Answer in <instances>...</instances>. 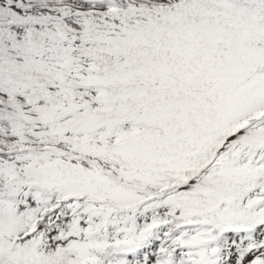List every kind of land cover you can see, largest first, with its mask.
<instances>
[{
  "label": "snow or ice",
  "instance_id": "obj_1",
  "mask_svg": "<svg viewBox=\"0 0 264 264\" xmlns=\"http://www.w3.org/2000/svg\"><path fill=\"white\" fill-rule=\"evenodd\" d=\"M0 264H264V0H0Z\"/></svg>",
  "mask_w": 264,
  "mask_h": 264
}]
</instances>
